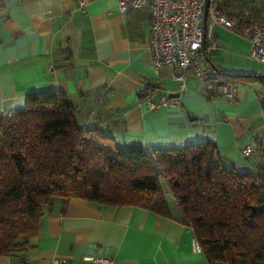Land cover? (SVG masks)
Wrapping results in <instances>:
<instances>
[{"label": "crops", "instance_id": "crops-1", "mask_svg": "<svg viewBox=\"0 0 264 264\" xmlns=\"http://www.w3.org/2000/svg\"><path fill=\"white\" fill-rule=\"evenodd\" d=\"M226 2L228 12L256 13L249 20L264 23V0ZM151 34L150 10L122 12L119 0H87L84 7L81 0H8L0 16V113L23 108L29 94L56 90L101 110L106 120H119L129 143L157 148L210 141L228 163L254 168L257 146H264V70L247 63L246 36L217 26L202 52L203 64L227 72L237 86L229 100L206 91L194 70L184 90L174 67L157 70ZM165 95L181 103L147 106ZM246 146L255 152L244 155ZM171 210L173 216H165L81 197L63 209L56 198L28 247L0 257V264H53L55 258L66 264H211L195 246L193 230L176 218L178 208Z\"/></svg>", "mask_w": 264, "mask_h": 264}, {"label": "trees", "instance_id": "trees-1", "mask_svg": "<svg viewBox=\"0 0 264 264\" xmlns=\"http://www.w3.org/2000/svg\"><path fill=\"white\" fill-rule=\"evenodd\" d=\"M7 1L0 0V16ZM235 15L242 17L241 9ZM118 124L56 90L29 94L23 108L0 119V257L28 247L56 198L63 209L81 197L173 216L170 193L176 218L193 230L211 264H264L262 143L254 168L244 169L228 163L215 142L132 144Z\"/></svg>", "mask_w": 264, "mask_h": 264}, {"label": "built area", "instance_id": "built-area-1", "mask_svg": "<svg viewBox=\"0 0 264 264\" xmlns=\"http://www.w3.org/2000/svg\"><path fill=\"white\" fill-rule=\"evenodd\" d=\"M209 1L208 19L204 28V12ZM87 0H81L84 7ZM122 12L131 9L148 8L152 16L151 53L154 67L175 69V78L181 90L186 87V79L191 70L201 78L205 90L215 95L220 93L233 100L237 86L233 82H222L216 71L202 63L206 39L215 37V28L223 26L243 33L250 42V56L264 63V23L246 17H233L226 13L221 0H119ZM145 91H142V95ZM149 108L179 105V97L165 95L159 102L146 101ZM12 111L3 110L0 119L9 117ZM248 156L255 152L253 146L242 150ZM195 246L201 249L195 240ZM89 260H104L101 256L88 257ZM114 264V262H112ZM53 264H66L62 258H55Z\"/></svg>", "mask_w": 264, "mask_h": 264}, {"label": "rangeland", "instance_id": "rangeland-1", "mask_svg": "<svg viewBox=\"0 0 264 264\" xmlns=\"http://www.w3.org/2000/svg\"><path fill=\"white\" fill-rule=\"evenodd\" d=\"M222 2V0H221ZM223 4V3H222ZM224 7V6H223ZM225 8V7H224ZM225 11L226 13H231V12H228V9L225 8ZM237 11V9H235V11H233L231 14H233L234 16L235 15V12ZM225 28V27H224ZM228 29V28H227ZM231 30V29H229ZM233 31V30H232ZM250 55L248 54V59L246 60L248 64H251L254 68H257V70H264V63H260L256 60H254L251 56L249 57ZM85 111H87V109L85 108ZM166 186V185H165ZM167 187V186H166ZM167 198L169 200V203L170 205H173L176 207V199L174 198V196L170 193L167 194Z\"/></svg>", "mask_w": 264, "mask_h": 264}, {"label": "water", "instance_id": "water-1", "mask_svg": "<svg viewBox=\"0 0 264 264\" xmlns=\"http://www.w3.org/2000/svg\"><path fill=\"white\" fill-rule=\"evenodd\" d=\"M208 10H209V1H207L205 12H204V18H203L205 29H206V24H207V19H208Z\"/></svg>", "mask_w": 264, "mask_h": 264}]
</instances>
